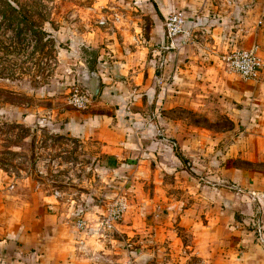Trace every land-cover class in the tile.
<instances>
[{
  "label": "crops",
  "instance_id": "0c3cea01",
  "mask_svg": "<svg viewBox=\"0 0 264 264\" xmlns=\"http://www.w3.org/2000/svg\"><path fill=\"white\" fill-rule=\"evenodd\" d=\"M149 3L154 9V14L150 15V30L151 34L152 31L154 33L149 40L156 47L151 50L145 46L134 47L129 55H125L118 51L116 43L111 42L110 51L113 54L103 50L110 60L105 57L100 61V58L95 60L96 63L93 61L89 68L83 65L86 68L84 74L90 73L100 80L99 93L90 110L63 108L57 117L59 130L92 148L96 159L94 169L102 185L99 189L93 187L94 178H89L91 189L79 191L76 195L68 193L66 197L62 191L43 187L39 183L32 189L17 193L16 198L21 201H14L16 204L13 206L3 198L8 196L7 189L0 186L2 264H73L71 260L76 259L77 262L84 259L77 251L94 236L87 232L97 229L96 214L102 211L103 204L112 201L122 189L127 190L124 192L127 193V209L123 219L114 226L116 232L133 233L130 228L135 226L138 218L146 225L155 223V228L160 224L162 227L166 222L163 220L164 215L159 212L177 209L187 199H192L191 205L196 206L199 198L210 200L215 194L212 203L215 207L220 205L224 211L222 214L226 223L223 229L227 230L230 210L234 211L240 215L236 223V227L240 228L239 243L248 250L259 247V242L263 243L260 246L264 248V183L261 182L264 173L259 166L264 164V102L252 99L250 104L254 107L248 112L250 118L246 126L239 127L238 136L251 133L253 139H248L245 145L238 137L229 142L227 156L231 171L222 176L217 168H209L207 178L213 181L211 186L201 187L198 183L189 182L182 169L183 160L194 165L200 156L198 148H194L196 140L190 139L192 135L179 138L178 134L175 140L169 139L172 138V131L177 133L183 127V132L185 124L165 130L160 127L169 126L164 112H159L163 122L157 123L148 117L149 98L153 96L162 98L159 100L164 105H158L161 111L173 107L178 116L189 114L184 108L199 111L200 97L209 95L211 99L217 98L220 96L218 90H224L225 96H221V99L226 101L232 100L233 90L235 95H239L242 87L232 88L231 82H224L217 55L259 40L263 45L261 55L264 58V0L231 3L224 0H151ZM155 7L159 15L155 14ZM177 11L184 15L187 26L193 25L195 28V40L179 50L167 49L163 19L166 14ZM258 21H261L260 25ZM178 41L179 38L175 43ZM142 64L147 69H142ZM157 65L162 73L155 79L160 82L162 92L155 93L156 83L151 78V70L154 72ZM141 73H145V76L140 80ZM248 89L257 90L255 86ZM140 92H143L144 97L140 96ZM45 110L49 114L47 117L53 118L54 110ZM24 118L30 125L41 121L34 114ZM158 130H162L163 136L158 134ZM232 131L233 127L226 135L232 138ZM253 163L258 165L255 168L248 166ZM179 179L182 180L181 184ZM218 180L228 184L230 180L233 181L236 190L231 191L225 185L219 186ZM249 183H252L251 187ZM186 191L193 197L187 198L189 195ZM78 212L87 221V230L81 232L76 230ZM256 212H260L261 216H257ZM247 228V233H244L242 230ZM83 235H86L85 240L80 239ZM255 240L258 242L252 245Z\"/></svg>",
  "mask_w": 264,
  "mask_h": 264
},
{
  "label": "rangeland",
  "instance_id": "374dc122",
  "mask_svg": "<svg viewBox=\"0 0 264 264\" xmlns=\"http://www.w3.org/2000/svg\"><path fill=\"white\" fill-rule=\"evenodd\" d=\"M150 1L0 0V186L7 189L8 196L3 198L11 202L10 206L16 204L14 201H21L16 198L17 193L32 189L39 183L62 191L66 197L68 193L76 195L79 191L91 189L89 178H94L93 187L100 188L103 182L96 176L92 148L59 130L57 117L63 108L74 110L67 103L70 87H87L83 70L100 58V61L105 57L111 59L104 54L112 50L111 42L116 43L118 51L125 55H129L134 47L145 46L149 50L156 47L149 40L154 33L152 31L151 34L150 30V15L154 14ZM155 11L159 15L157 7ZM252 43L263 49L261 41H252L247 46ZM219 68L224 82H231L232 88L242 87L239 95L231 91L234 95L231 101L221 99L225 92L218 90L220 96L217 98L211 99L209 95L200 97L199 111L184 108L189 114L176 116L173 107L162 111L158 108V105H164L159 100L161 97L149 98L148 117L157 123L163 122L159 112H164L165 121L169 123V126H160L161 129L185 124L183 132V127L177 133L172 131L169 139L175 140L178 134L179 138L194 136L190 139L196 140L194 148H198L199 159L194 165L185 160L181 166L189 182L198 183L201 187L211 186L212 180L207 178L209 168H217L222 176L231 171L228 144L237 137L242 140V145L253 139L251 133L238 136V129L246 126L250 118L248 112L254 107L250 104L252 99L264 102V71L256 81H243L221 66ZM142 69L147 67L142 64ZM152 71L151 78L156 83L154 91L162 92L160 82L155 79L162 73L159 65ZM143 76L145 73H141L139 79ZM252 86L257 88L256 92L248 89ZM140 93L143 96V92ZM93 98L94 103L96 97ZM170 102L175 103L174 100ZM48 108L54 110L53 118L47 117L49 114L45 109ZM27 113L36 115L41 121L35 125L28 124L24 118ZM231 127L232 138L226 135ZM158 131L163 136L162 130ZM257 165L248 166L255 168ZM259 166L264 173V164ZM262 181L264 183V179ZM181 182L179 179V184ZM217 183L231 188V191L236 190L231 180L229 184L219 180ZM122 190L120 193L126 197L124 192L127 190ZM186 193L189 195L187 198L193 197ZM214 198L215 194L210 197L211 201L201 197L196 206L191 205L192 199H187L177 209L159 212L166 222L162 227V224L155 228V223H147L153 225L149 227L138 218L135 226L130 228L133 233L97 227L99 216L96 214L97 229L87 232L94 235L91 242L77 251L84 259L71 261L73 264H264V248L260 246L263 243L259 242V247L253 250L239 243L240 228L236 223L240 215L234 211L230 210L227 230H224V211L220 205L215 207L212 203ZM103 205L106 207L108 203ZM256 213L261 216L260 212ZM248 229L242 231L247 233L245 230ZM76 230L81 232L85 229ZM261 230L263 232V228ZM85 236L80 239L85 240ZM254 242L258 241H253L252 245Z\"/></svg>",
  "mask_w": 264,
  "mask_h": 264
},
{
  "label": "built area",
  "instance_id": "2783aa9c",
  "mask_svg": "<svg viewBox=\"0 0 264 264\" xmlns=\"http://www.w3.org/2000/svg\"><path fill=\"white\" fill-rule=\"evenodd\" d=\"M220 1V0H213ZM226 3L239 2V0H224ZM243 12V7L240 8ZM184 15L170 12L164 17L165 36L168 39L167 49L179 50L195 40L193 25L187 26ZM261 21H258L259 25ZM179 38L178 43L175 40ZM217 62L227 72L237 75L243 81H256L264 71V61L260 46L252 43L247 47L229 49L217 55ZM94 98L86 89L72 86L69 89L67 103L76 110H87L93 103ZM127 209V199L124 194L117 193L112 201L98 214L97 227L106 230H115L114 226L123 219ZM76 225L78 229H86V222L81 212L76 214Z\"/></svg>",
  "mask_w": 264,
  "mask_h": 264
},
{
  "label": "water",
  "instance_id": "95a60500",
  "mask_svg": "<svg viewBox=\"0 0 264 264\" xmlns=\"http://www.w3.org/2000/svg\"><path fill=\"white\" fill-rule=\"evenodd\" d=\"M85 82L88 83L86 89L92 97H97L100 89V80L88 73L85 75Z\"/></svg>",
  "mask_w": 264,
  "mask_h": 264
},
{
  "label": "trees",
  "instance_id": "16d2710c",
  "mask_svg": "<svg viewBox=\"0 0 264 264\" xmlns=\"http://www.w3.org/2000/svg\"><path fill=\"white\" fill-rule=\"evenodd\" d=\"M65 78H67V77H65ZM185 162V160H183V163ZM233 214H235V213H233Z\"/></svg>",
  "mask_w": 264,
  "mask_h": 264
}]
</instances>
